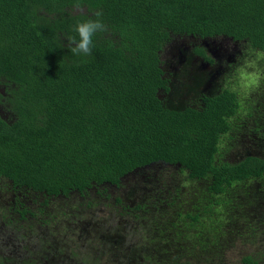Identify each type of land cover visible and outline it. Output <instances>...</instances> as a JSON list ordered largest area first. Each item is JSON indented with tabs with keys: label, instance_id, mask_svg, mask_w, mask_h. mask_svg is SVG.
Wrapping results in <instances>:
<instances>
[{
	"label": "trees",
	"instance_id": "trees-1",
	"mask_svg": "<svg viewBox=\"0 0 264 264\" xmlns=\"http://www.w3.org/2000/svg\"><path fill=\"white\" fill-rule=\"evenodd\" d=\"M88 19L106 31L74 56ZM175 37L261 56L264 0H0V264H98L91 245L62 251L95 207L129 216L143 262L264 264V99L227 84L168 110L160 55Z\"/></svg>",
	"mask_w": 264,
	"mask_h": 264
},
{
	"label": "rangeland",
	"instance_id": "rangeland-1",
	"mask_svg": "<svg viewBox=\"0 0 264 264\" xmlns=\"http://www.w3.org/2000/svg\"><path fill=\"white\" fill-rule=\"evenodd\" d=\"M193 43L196 47L203 46L189 37H175L164 47L163 55H161L162 60L165 62L163 65L165 71L170 70L169 66L174 67L177 63V69L171 68L172 71L169 72L171 76L178 73L174 80L179 82L177 92L172 95L171 103L179 105L181 103L197 101V96L203 90L207 91V88L214 86L220 81H224L226 86L229 84L232 89H236L237 86L242 88L244 90L243 99L254 100L256 102L264 99V95L260 97L254 92L258 88H264L261 82L264 81V54L260 56V52H253L251 55L247 53L241 59L240 64L237 61V66L229 69L226 68V59L224 58L221 64L217 63L211 65L208 69H202L197 72L198 67L195 66L196 63L193 61L195 58L191 54ZM204 44L213 51L224 50L226 56L236 55L240 51L239 47H236L235 44L221 38L205 41ZM220 65L222 66V70L218 68ZM194 67L196 73L190 77L189 72H193ZM10 196L8 193L6 194V201ZM122 196L128 203L132 200L137 201L140 198L138 194L135 195L134 192H130L129 184L124 188ZM120 211L118 207H95V209L82 212L79 215L81 222L78 225L74 223L73 219H70L69 231L74 233L66 234L72 241L64 245L62 249L65 253L64 256L67 255L66 249H75L76 247L75 250H72H77L78 254L84 255L83 253H86L85 250H90L89 246L91 245L93 249L105 251V253L94 254V259H100L98 264H154L151 261L149 263L143 262L139 257L138 250L140 245L144 244L145 239L137 228L133 229V222L128 220L129 216L124 217L120 215ZM134 231L140 236L138 237ZM43 232L47 234L46 230ZM95 233L99 235L100 241L103 238L101 241L105 243L103 246L98 242H91L90 237H94ZM74 243H77V246ZM107 249L112 251H108ZM61 258L63 257L61 256ZM63 264L86 263L81 262L79 258H72L70 255L68 261Z\"/></svg>",
	"mask_w": 264,
	"mask_h": 264
},
{
	"label": "flooded vegetation",
	"instance_id": "flooded-vegetation-1",
	"mask_svg": "<svg viewBox=\"0 0 264 264\" xmlns=\"http://www.w3.org/2000/svg\"><path fill=\"white\" fill-rule=\"evenodd\" d=\"M191 39L193 41H195L194 38L191 37ZM227 41L235 44V46L238 47L236 42H232L231 40H227ZM200 45L204 46V47L203 46L200 47L203 51V56L195 54V44L194 43H193L192 48H191V50H192L191 54L195 58L193 61L196 63L195 66L198 67L197 72L201 71L202 69H208V68H210L211 65H215L217 63L221 64L224 58L226 59V63H225L226 68L229 69L231 67H236L237 61L240 64L241 59L247 53L250 54V52H248V51H246L244 54L243 51H245V49L241 47L242 49L236 55L232 54L231 56H226V53L224 50L213 51L211 48L206 47L203 41H201ZM164 49L165 48L163 47V49L161 51V55H163L162 53H163ZM161 55H160V57H161ZM205 57L212 60V62H210L209 59H207V60L204 59ZM164 63L165 62L162 60V58H160V68H161V71L163 72L164 79L166 80L167 89L166 90H160L158 93V98H159L160 102L164 105V107H166L170 111L179 112V111H184L185 109H189V108L197 109L200 106L202 107V106H204V101L206 99L213 97V95L216 93L218 94L222 90V86L223 85L225 86L224 81H220V82L216 83L214 86L207 88L206 89L207 91L203 90V92L197 96V101L188 102V103H181L179 105H175L174 103H171V99H172V95L174 93H176L177 89H178L179 82L174 80V78H176L178 73L171 76V74L169 72L172 71L171 68L175 69V70L177 69V63L174 65V67L169 66L170 70H167V71H165V69L163 68ZM229 64H232V65H229ZM218 68L220 70H222L221 65ZM177 72H179V71L177 70ZM195 73H196V69L194 67L193 72H189L190 77L192 75H194ZM222 80H224V79L222 78ZM1 87L2 88L0 89V94L3 95L5 86L4 87L1 86ZM2 101L3 100L0 99V116L3 117L4 119H6L8 114L6 112V109H5Z\"/></svg>",
	"mask_w": 264,
	"mask_h": 264
},
{
	"label": "clouds",
	"instance_id": "clouds-1",
	"mask_svg": "<svg viewBox=\"0 0 264 264\" xmlns=\"http://www.w3.org/2000/svg\"><path fill=\"white\" fill-rule=\"evenodd\" d=\"M79 7V5H77ZM96 17L99 18L103 15L102 12L97 11ZM77 33L76 37H69V44L71 45L70 51L74 56L87 57L91 54L93 47V37L97 32L106 31V26L99 19H88L84 22L78 23L74 29Z\"/></svg>",
	"mask_w": 264,
	"mask_h": 264
}]
</instances>
